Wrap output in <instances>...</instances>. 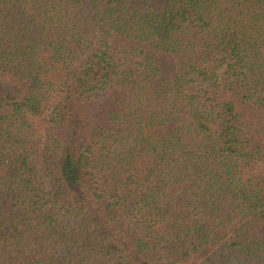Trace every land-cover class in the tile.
Returning <instances> with one entry per match:
<instances>
[{
	"label": "trees",
	"instance_id": "trees-1",
	"mask_svg": "<svg viewBox=\"0 0 264 264\" xmlns=\"http://www.w3.org/2000/svg\"><path fill=\"white\" fill-rule=\"evenodd\" d=\"M0 264H264V0H0Z\"/></svg>",
	"mask_w": 264,
	"mask_h": 264
}]
</instances>
